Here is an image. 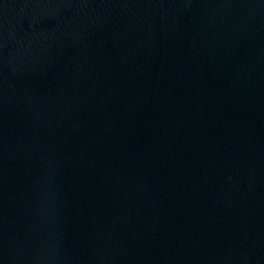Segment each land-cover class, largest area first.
Instances as JSON below:
<instances>
[{"label":"water","instance_id":"95a60500","mask_svg":"<svg viewBox=\"0 0 264 264\" xmlns=\"http://www.w3.org/2000/svg\"><path fill=\"white\" fill-rule=\"evenodd\" d=\"M0 264H264V0H0Z\"/></svg>","mask_w":264,"mask_h":264}]
</instances>
